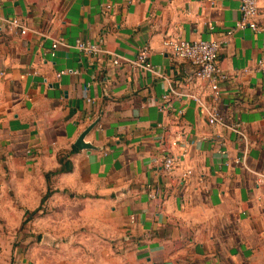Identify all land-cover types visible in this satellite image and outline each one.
Segmentation results:
<instances>
[{"label": "crops", "instance_id": "obj_1", "mask_svg": "<svg viewBox=\"0 0 264 264\" xmlns=\"http://www.w3.org/2000/svg\"><path fill=\"white\" fill-rule=\"evenodd\" d=\"M240 3L0 0V16L27 27L0 25V233L45 207L29 225L41 240L26 241L35 264H264V29H236L219 51L228 77L218 104L245 138L209 124L186 95L172 100L182 114L161 112L166 84L149 71L73 46L50 53L59 36H103L128 58L148 46L178 89L209 101L196 67L162 40L221 39ZM94 121L84 137L91 147L75 146Z\"/></svg>", "mask_w": 264, "mask_h": 264}, {"label": "built area", "instance_id": "obj_2", "mask_svg": "<svg viewBox=\"0 0 264 264\" xmlns=\"http://www.w3.org/2000/svg\"><path fill=\"white\" fill-rule=\"evenodd\" d=\"M111 4H105V10L109 9ZM240 16L235 22V25L229 28L221 39H196L185 40L165 37L162 40L163 46L177 59H186L195 67V76L205 82L208 89L210 100L207 101L201 94L193 92H185L178 89L173 81L161 72L155 64L149 59V47L141 46L138 48L133 58L117 54L109 50L104 45V37L100 36L94 40L76 37L72 43H68L64 37L59 36L53 38L50 53L55 54V49L58 46H73L79 52L87 54L95 59H100L101 55H112V62L118 64L121 61L128 62L134 67L149 71L157 77H161L166 84V91L161 95V103L159 110L161 112L175 111L177 114H182V107L176 108L173 103V97L186 95L197 103L200 111L205 114L209 124L221 125L239 136L245 138L246 134L239 120H228L219 107V98L221 95V82L226 80L228 74L220 67L219 51L221 46L229 40V37L236 29H244L249 27L252 30L264 29V26L258 24L260 15V6L258 0H241L239 7ZM0 25H7L10 29H18L21 33L27 31V27L23 24L20 18L0 16ZM258 67L264 70V55L258 60ZM74 70L73 73H76ZM60 72L57 73L59 76ZM4 75V71L0 70V76ZM160 124V123H159ZM172 144H176L177 140H172ZM243 158H237V162ZM175 158L173 155H162L163 166L166 170H171L174 166ZM192 170L188 168L183 172V176L191 174Z\"/></svg>", "mask_w": 264, "mask_h": 264}, {"label": "rangeland", "instance_id": "obj_3", "mask_svg": "<svg viewBox=\"0 0 264 264\" xmlns=\"http://www.w3.org/2000/svg\"><path fill=\"white\" fill-rule=\"evenodd\" d=\"M42 210V213L37 212L34 216H28L31 217V219L29 220L28 218L16 232L5 229L0 233V264H35L34 261L30 259L31 248L26 241L41 240L42 233L37 234L29 231L31 230L29 225L31 224L33 226L32 222L37 214L39 215L38 217H45V213L47 212L46 208L44 207ZM19 231L21 232L19 233ZM30 237L33 238L30 239ZM21 242L23 243L20 246Z\"/></svg>", "mask_w": 264, "mask_h": 264}, {"label": "water", "instance_id": "obj_4", "mask_svg": "<svg viewBox=\"0 0 264 264\" xmlns=\"http://www.w3.org/2000/svg\"><path fill=\"white\" fill-rule=\"evenodd\" d=\"M97 121H94L90 123L78 136L76 141L74 142L75 146L78 148H90L91 144L88 142H85L84 137L89 132V130L95 125Z\"/></svg>", "mask_w": 264, "mask_h": 264}, {"label": "trees", "instance_id": "obj_5", "mask_svg": "<svg viewBox=\"0 0 264 264\" xmlns=\"http://www.w3.org/2000/svg\"><path fill=\"white\" fill-rule=\"evenodd\" d=\"M64 169V166H61L60 170ZM51 193V191L48 189L47 192L44 194V196L42 197V201L46 199V197H48V195ZM36 211H31L30 213H35ZM28 218H25L23 220V223L27 220Z\"/></svg>", "mask_w": 264, "mask_h": 264}]
</instances>
